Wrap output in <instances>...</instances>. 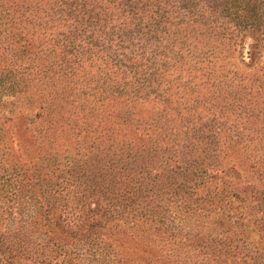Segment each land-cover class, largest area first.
<instances>
[{"label": "trees", "instance_id": "trees-1", "mask_svg": "<svg viewBox=\"0 0 264 264\" xmlns=\"http://www.w3.org/2000/svg\"><path fill=\"white\" fill-rule=\"evenodd\" d=\"M185 1L190 3L189 6L193 3V0ZM70 2V6L75 4L71 7V16L62 8L63 4L59 6L58 15H61V21L62 15L67 16L65 21L69 24L76 15V23L71 24L72 29L67 34L62 31L58 38L55 35L49 41L54 50L61 46L64 57L60 58L65 67L51 65L22 69L16 67L13 64L16 59L13 61L10 57L17 43L9 42L4 47L0 59L10 58L5 61L11 63L0 64V113L3 117L6 115L5 119L11 120L27 109H34L36 116L44 112L52 115L59 111L55 106L57 101L76 102L69 104L77 105L76 108L81 110L87 108L95 114L108 100L107 97L97 99L96 93L100 92L102 96L107 89H120L115 94L123 93L131 105L144 102L147 91L151 101L158 105L164 103L160 99L169 94L166 88L160 89L164 62L160 66H148L144 52L135 49L111 51L103 58L107 51L100 47L110 41L103 39L107 33L106 25L100 27L102 20L98 16L101 13L93 14L95 8L101 7L96 0ZM110 4L122 14L121 17L127 18L119 25L120 19L115 24L111 21V35L117 34V28L125 27L121 29L124 31L127 26L131 35L144 33L154 37L170 32L171 26H175L176 33L189 22L192 27H196V23L201 27L211 24L203 22L207 18V9L202 13H190L189 9L191 15L187 19L181 18L180 13L186 11L175 6L172 0H119L117 4ZM64 6L66 8L67 4ZM91 6L95 8L88 13L85 9ZM258 7L257 0H226L220 14L229 19L234 8V18L228 22L217 14L218 21L213 24L225 30L233 25L228 35L240 50L242 62L246 47H249L250 60L254 61L259 39L254 45H247L237 27L249 19L259 31L262 23ZM147 8H152L153 28L139 24ZM103 12L105 16L109 15L108 10ZM120 38L119 34L117 47ZM124 43L119 48L124 47ZM140 47L142 49L143 45ZM97 48V56H102L101 62L103 60L106 65L107 72L102 74L107 80L100 78L101 87L95 85L90 99H67L65 85L58 88L55 82L61 76H68L79 84L87 74L94 73L98 77L99 72L94 67L99 59L93 55ZM54 50L52 52L57 55ZM248 66L253 68L255 64ZM108 71L120 75L122 82L115 76L112 84ZM239 105L231 102L225 108L231 106L234 112L233 108ZM128 116L127 124L133 118L132 114ZM87 123V127H92L91 122ZM135 130L137 135L127 141L105 138L116 144H110L106 149H91L83 156H77L78 161L61 165L55 156L48 154L43 158L42 167H37L30 163H13L7 158L9 153L5 149L10 146L0 129V264H142L122 256V251H133L132 242L145 245L143 258H148V261L144 260L146 264H183L175 257L181 251L189 255V264H241L248 262V258L254 259L259 242L264 241V161L262 155L242 145L245 129H193L185 132V143L171 146L172 140L176 139L169 135L175 136V129ZM96 136L92 137L95 142ZM247 137L250 142L253 140L250 134ZM231 146L243 154L248 152L245 157H239L231 153ZM93 154L101 157L96 161ZM159 157L162 166L155 167V162H160ZM174 163L176 166L172 165ZM242 164L248 165L244 171L252 173L253 180L243 176ZM190 197H193V203L189 201ZM138 223L157 226L156 229L163 232L170 231L166 241L171 254L160 250L164 253L163 259L147 256L153 253L151 242L154 241L150 235L146 240L136 235ZM249 263L252 264L250 261L244 264Z\"/></svg>", "mask_w": 264, "mask_h": 264}, {"label": "rangeland", "instance_id": "rangeland-1", "mask_svg": "<svg viewBox=\"0 0 264 264\" xmlns=\"http://www.w3.org/2000/svg\"><path fill=\"white\" fill-rule=\"evenodd\" d=\"M96 1L101 8L91 6L85 10L90 13L94 7L93 14H96L97 11L101 13L98 16V19L100 17L102 20L100 27L103 28L106 25L107 35H104L103 39L109 40L110 44H103L100 47L107 51L103 53V58L107 57L111 51L125 50L129 52L131 49H135L138 52L141 50L144 52L145 59H148V66L153 64L160 66L164 62V69L160 72L163 79L160 89L164 87L169 92L166 97L160 99L164 103L158 105L151 101L153 99L147 91L148 96L147 98L144 96V102H135V105H131L126 96L122 95L123 93L115 94L119 93L120 89H107L102 96L100 92L96 93L97 99L107 97L108 100L104 107L95 114H91L87 108L81 110L76 108L77 105H70L69 103H76L72 101H68V103L57 101L55 106L59 111L52 115L44 112L40 116H36L34 109H27L9 120L5 119L6 115L3 117L0 113V129L3 130L6 142L8 141L10 146L5 149L6 153H9L7 158L11 159L13 163H30L42 167L43 158L51 154L56 157L57 162L64 165L67 161V163L78 161L77 156H83L91 149L96 147L106 149L110 144H116L106 141L105 138H116V142L132 139L138 133L135 129H175V136L171 133L169 137L172 139L174 137L176 141L172 140L170 146L185 143V132H191L193 129H245L243 140H241L242 145L245 144L246 149H253L262 155L261 160L264 161V23L261 22L264 20V0H257L259 21L262 23L260 30L257 31L258 27L252 26L249 19L237 27L239 35L245 37L247 45L252 46L256 43V39H259L258 50H256V57L254 54L253 62L247 54L249 47L245 48V61H241L240 50L235 47L236 44H233L230 35H228L230 29H233V25L227 27L226 30L213 25L218 21L219 16H222L219 10L224 7L226 0H193L191 6L185 0H172L175 6L186 11L180 13L181 18L186 17L187 19L193 11L202 13L204 9H207L205 13L207 18L203 19V22L208 21L211 24L209 27H201L198 25L199 23H196V27H192V22H189V25L178 28L176 33H174L175 26H171L170 32L158 33L154 37L144 33L131 35L128 26L124 31L121 29L125 27L117 28L115 31L117 34L111 35V21L115 24L116 20L120 19L117 23L119 25L122 19L126 20L127 18L121 17L122 14L117 9H113L110 4H117L119 0ZM71 2L70 0H0V55L9 42L12 44L14 42L17 44L11 51L10 57L13 58V61L16 59L13 63L16 67L22 69L26 67L37 69L51 65L65 67L66 64L61 61L63 58H60L64 57V54L60 52L61 46L56 48L58 50H54L51 47L53 43L50 44L49 41L54 39L55 35L58 38L62 31L67 34L72 29L71 24L76 23L74 21L76 15L72 16L70 24L65 21L67 16L62 15L64 21L63 19L61 21V15H58L59 6L63 4L62 8L71 16V7H75V4L70 6ZM64 3L67 4L66 8ZM185 5L187 6L183 7ZM122 7L125 8V6ZM151 9H148L149 12L148 10L144 11L143 19L139 23L143 26L147 25V28L154 26ZM189 9L190 13L187 11ZM233 9L230 18H234ZM103 10H108L109 15L105 16ZM185 13H189V15L185 16ZM217 14L220 15L217 16ZM222 18L229 22L230 18L227 19L223 16ZM59 25H63V28H58ZM252 29L256 30L251 31ZM119 34L121 42L118 46L120 47L125 42L122 48L116 46ZM73 35H75L74 31L72 37ZM141 45H143L142 49ZM24 52L27 53L23 54ZM96 53H99L98 48L93 52L95 58L99 59L97 67H94L95 71L100 73H97L98 77L94 73L87 74L85 78H81L83 82L79 84L68 76L65 78L61 76V79L59 78L55 82L58 88L65 85L67 99H90L94 95L95 85L101 87L102 79L100 78L103 77L102 73L107 72V69L105 62L103 63V60L101 62L102 56H97L99 54ZM163 55L168 57H163ZM5 59L10 58L0 59L1 66L10 65L11 62L5 61ZM251 63L255 64L253 68L248 66ZM108 74L112 84L115 81V76L122 82L120 75H113V72L109 73V71ZM152 83V85L155 84V79L152 80ZM231 102L240 104L233 108L234 112H232L231 106L225 108ZM131 114L132 121L127 124L125 120ZM87 122H91L92 127H87ZM79 131L81 134H77ZM248 134L253 137L251 142L248 140ZM95 135H97L96 142L92 138ZM232 148L231 153L239 157H245L248 152L247 150L243 154L242 151H238V148ZM93 155L96 161L101 157ZM89 157L90 155L87 154V158ZM159 159L160 162H155V167L162 166L161 158L159 157ZM176 164L172 165L176 166ZM247 168V164L242 166L243 176L253 180V174L244 171ZM166 172L169 173L168 170ZM239 176L243 178L241 175ZM260 187L262 186L260 185ZM193 197H190L189 201H192ZM151 226V224H136V235L141 238L145 237L143 240H146V237L150 235L149 238H153L152 241L156 242H151L154 254L146 255L153 256L154 259H163L164 253L160 250L171 254V248L166 241L170 231L163 232L156 229L157 226ZM127 243L129 244V242ZM130 246L133 251L130 253L122 251V256L146 264L144 260L148 261V258H143L145 255L143 246L145 245L132 242ZM263 247L264 241L261 240L254 259L248 258V262L264 264ZM175 257L179 263H190L187 258L189 255L187 256L184 251L177 252Z\"/></svg>", "mask_w": 264, "mask_h": 264}]
</instances>
